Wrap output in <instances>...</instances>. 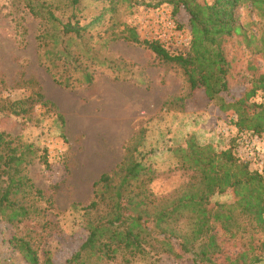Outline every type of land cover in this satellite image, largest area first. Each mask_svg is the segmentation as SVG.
I'll list each match as a JSON object with an SVG mask.
<instances>
[{
  "label": "rangeland",
  "instance_id": "1",
  "mask_svg": "<svg viewBox=\"0 0 264 264\" xmlns=\"http://www.w3.org/2000/svg\"><path fill=\"white\" fill-rule=\"evenodd\" d=\"M136 1L118 0L114 12H105L80 40L73 38L68 47L64 45L67 56L59 55L65 53L63 45L53 43L52 34L61 28H54L48 13L62 23L79 20L84 26L109 2L82 0L73 18L66 0H0V133L12 147L30 145L34 151L31 163L22 167L33 189L26 188L12 198L27 214L10 222L11 211L7 210L0 220V264H28L11 248L13 236L29 244L38 264L48 258L56 264L68 260L87 237L86 224L109 212L104 206L95 213L85 210L101 186L94 184L121 163L129 150L132 158L154 172L144 187L152 206L195 179L193 173L181 169L179 158L172 153L184 147L190 134L217 151L235 139L237 157L250 170L263 167L264 135L238 134L235 118L208 101L202 89L190 92L178 66L160 61L144 45L111 39V25L117 34L126 25L140 41H157L169 54L189 52L183 11L173 15L169 5L153 8L144 4L158 0ZM211 1L198 0L201 4ZM238 10L241 23L253 21V14L242 7ZM39 36H44L45 46L39 45ZM241 53L237 67L243 70L247 55ZM257 65L264 72L260 58ZM86 74L91 76L90 83L84 81ZM241 93L242 86L234 84L230 93L220 97L229 101ZM15 101H23V112L10 110L9 104ZM41 101L51 105L43 106ZM256 101L264 103V92ZM133 191L139 189L134 186ZM232 200L226 194L211 202ZM184 223L180 222L181 229H186ZM249 237L248 231L244 240ZM126 259L121 252L112 261L97 264H192L187 256L175 260L160 253L129 258L127 263ZM94 261L90 259L89 264Z\"/></svg>",
  "mask_w": 264,
  "mask_h": 264
},
{
  "label": "trees",
  "instance_id": "2",
  "mask_svg": "<svg viewBox=\"0 0 264 264\" xmlns=\"http://www.w3.org/2000/svg\"><path fill=\"white\" fill-rule=\"evenodd\" d=\"M81 1L66 0L71 17L75 18ZM105 1L109 2L107 7L84 26L79 20L62 23L48 13L54 28H61L52 34L53 43L63 45L60 48L64 51V45L69 46L67 42L80 40L82 33L100 22L105 12H114L118 0ZM144 4L153 8L169 5L173 15L184 12L190 35L187 55L169 54L157 41H140L136 31L126 25L118 34L111 25V39L144 45L160 61L178 66L190 92L202 89L208 101L217 103L226 116L235 118L233 125L238 134L264 135V106L256 101L258 94L264 92V72L257 65V58L264 62V0H212L203 4L198 0H158ZM240 7L253 14V21L241 23ZM28 8L33 12L32 7ZM257 26L258 30L253 29ZM43 38L38 37L41 47L45 46ZM64 52L59 55L68 56ZM241 52L247 55L243 70L237 67ZM83 78L86 83L91 82L90 75ZM234 84L242 86V93L224 101L221 93H230ZM37 98L42 100L43 96L38 94ZM41 104L51 105L48 101ZM9 107L19 114L23 112V101L12 102ZM235 148V139L226 149L217 151L212 144L190 134L184 147H177L172 153L179 158L181 169L193 173L195 179L154 206L151 195L144 192L154 172L132 158L129 150L121 163L99 177L94 186H101L85 208L95 213L104 206L108 214L86 224L87 237L63 264H89L90 259L95 260L93 264L112 261L121 252L127 256L126 263L129 258L160 253L175 260L187 256L192 264H262L264 165L261 170H250L248 163L237 157ZM33 154L32 146L12 147L7 136L0 133V220L7 210L11 211L7 219L10 222L26 216L27 209L12 198L23 194L26 188L33 189L22 175V167L31 163ZM43 164L48 167L46 158ZM134 186L139 191H133ZM226 194L232 196V202H211L215 196ZM182 221L186 229L179 227ZM248 231L250 237L244 240ZM9 242L28 264H38L28 243L16 236ZM44 264L56 263L48 258Z\"/></svg>",
  "mask_w": 264,
  "mask_h": 264
},
{
  "label": "built area",
  "instance_id": "3",
  "mask_svg": "<svg viewBox=\"0 0 264 264\" xmlns=\"http://www.w3.org/2000/svg\"><path fill=\"white\" fill-rule=\"evenodd\" d=\"M169 25H170V23H169ZM188 45L190 44V40L188 41V43H187ZM263 104V106H264V103H262Z\"/></svg>",
  "mask_w": 264,
  "mask_h": 264
}]
</instances>
